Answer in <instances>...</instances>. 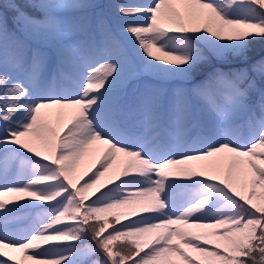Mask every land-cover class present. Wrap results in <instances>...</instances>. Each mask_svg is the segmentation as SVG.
I'll return each mask as SVG.
<instances>
[{
  "label": "snow or ice",
  "instance_id": "6c2138e0",
  "mask_svg": "<svg viewBox=\"0 0 264 264\" xmlns=\"http://www.w3.org/2000/svg\"><path fill=\"white\" fill-rule=\"evenodd\" d=\"M0 124V264H264V0H0Z\"/></svg>",
  "mask_w": 264,
  "mask_h": 264
},
{
  "label": "rangeland",
  "instance_id": "374dc122",
  "mask_svg": "<svg viewBox=\"0 0 264 264\" xmlns=\"http://www.w3.org/2000/svg\"><path fill=\"white\" fill-rule=\"evenodd\" d=\"M4 2H7V0H4ZM104 2H108V0H104ZM113 3H121V2H133V3H148L149 0H112ZM141 21L144 19V18H139ZM4 125L3 124H0V128H3ZM94 160H95V157H92V156H89V157H85L84 160L81 162L80 166H79V169H78V173L77 175L79 176L80 173H83L85 172L87 169H89L90 167L93 168L94 170ZM90 175V172L88 173ZM87 179V176H83L81 179H80V183H83L84 180ZM107 179V174L105 177H102L101 178V182L105 181ZM103 190V189H102ZM31 223V220L30 219H24L22 220L19 224H18V227L19 228H23V227H26L28 224Z\"/></svg>",
  "mask_w": 264,
  "mask_h": 264
},
{
  "label": "trees",
  "instance_id": "16d2710c",
  "mask_svg": "<svg viewBox=\"0 0 264 264\" xmlns=\"http://www.w3.org/2000/svg\"><path fill=\"white\" fill-rule=\"evenodd\" d=\"M254 48H255L256 53L259 54L260 51H261V49H262V45H261L260 43H257V44L254 46Z\"/></svg>",
  "mask_w": 264,
  "mask_h": 264
}]
</instances>
